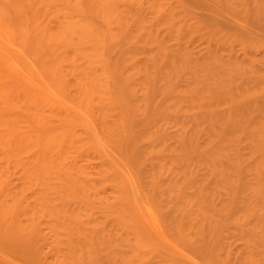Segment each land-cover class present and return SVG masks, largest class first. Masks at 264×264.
Listing matches in <instances>:
<instances>
[{
    "label": "bare ground",
    "instance_id": "bare-ground-1",
    "mask_svg": "<svg viewBox=\"0 0 264 264\" xmlns=\"http://www.w3.org/2000/svg\"><path fill=\"white\" fill-rule=\"evenodd\" d=\"M8 1L0 264H264V0Z\"/></svg>",
    "mask_w": 264,
    "mask_h": 264
},
{
    "label": "rangeland",
    "instance_id": "rangeland-1",
    "mask_svg": "<svg viewBox=\"0 0 264 264\" xmlns=\"http://www.w3.org/2000/svg\"><path fill=\"white\" fill-rule=\"evenodd\" d=\"M8 0H0V2H2L4 5H8V2H7ZM192 1H194V0H192ZM196 1V2H195ZM194 1V3H196L197 4V0H195ZM205 1H207L208 3L210 2V3H212L213 2V0H205ZM200 2V3H199ZM199 4H197V5H195L194 4V6H197V7H195L196 8V11H197V14L198 15H201L202 13H206V15H208V13H207V10L205 9H203L202 8V6H199V5H201V3L203 2L202 0H199ZM194 8V9H195ZM203 11H206V12H203ZM15 16V18H17V16L16 15H14ZM201 17H203V16H201ZM201 43V42H200ZM202 44V43H201ZM200 44V45H201ZM201 46H203V44L201 45ZM201 46H198V44H197V46H195L196 48V52H200V51H203V50H205L206 49V45L204 44V49H202L201 48ZM199 47V50H197V48ZM4 57L6 58V56H1V58H0V65L1 66H3V60H5L4 59ZM259 57L262 59V61L264 62V48H262L260 51H259ZM3 58V60H1ZM7 60V59H6ZM5 63V62H4ZM2 68H5L4 66L2 67ZM4 72H6V70L5 69H1L0 70V74L1 73H4ZM6 84V83H5ZM6 86L8 87V88H11L12 89V93H16V88L14 87V84H10V83H7L6 84ZM21 182H18V181H16V179H14L13 178V181L10 183V185L12 186L11 188H14V189H16V187H17V185H19ZM29 196V191L27 192V194H26V198ZM30 198V197H29ZM25 217V215L24 214H20V218H24Z\"/></svg>",
    "mask_w": 264,
    "mask_h": 264
}]
</instances>
